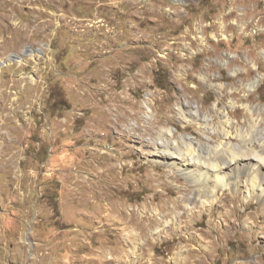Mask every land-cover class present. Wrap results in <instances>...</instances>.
<instances>
[{"label": "rangeland", "instance_id": "1", "mask_svg": "<svg viewBox=\"0 0 264 264\" xmlns=\"http://www.w3.org/2000/svg\"><path fill=\"white\" fill-rule=\"evenodd\" d=\"M224 114L264 127V0H0V264H264L245 174L190 212L155 154Z\"/></svg>", "mask_w": 264, "mask_h": 264}, {"label": "bare ground", "instance_id": "2", "mask_svg": "<svg viewBox=\"0 0 264 264\" xmlns=\"http://www.w3.org/2000/svg\"><path fill=\"white\" fill-rule=\"evenodd\" d=\"M130 81H135L136 83L137 80L131 78ZM130 98H132L131 93L123 91V95L121 96L122 101L128 103L130 102ZM111 106L110 103L108 108L109 112L113 110ZM123 108L126 110V106L123 107L121 105V109ZM114 116L116 117L115 114ZM193 116L194 115L192 114L190 117L195 118L197 122L199 121L200 126L205 127L209 123L205 117L198 118V115ZM187 117L188 116L185 115L186 119H188ZM256 117L249 121V124L245 129H241L234 126L232 121L224 114L222 115L220 126L214 129L216 134L211 136L206 134V137H208L209 140L197 143L186 136H180L175 142H170L169 135L172 134L170 129L161 130L159 132V139H161V142L157 148L158 151L155 154L162 156L168 161V165L171 168L177 170L180 174H183L194 183L192 191L186 196V198H184L185 207L186 209L189 208L187 209L188 211L192 212L194 210L193 204L198 203L199 206H206L207 204L215 202L219 193L218 190H222L220 193L221 195L224 188L230 189L232 186L233 189L239 193V191H241L240 182L243 179L241 174H245L244 176H246V189L243 190L245 192L243 193L244 199L246 200L252 196L258 199H264V148L256 146L255 142L258 135H263L262 130H264V127H261L260 121ZM118 118L119 117H117V119ZM189 120L191 121V119ZM119 124L120 123H118V125ZM230 126L234 129L233 132H235V134H233V136L236 138V142H233L231 136L232 131H228ZM214 141H217V144H214ZM223 204L226 206L224 201L222 202V205ZM146 206L145 208H147ZM117 208H119V206H117ZM178 216L179 215L176 216V214H174L170 219H165V223L170 224L171 222H176ZM124 234L126 236V242L133 244L131 249L128 250V253L133 254L138 250L141 243L139 235L132 231H127Z\"/></svg>", "mask_w": 264, "mask_h": 264}]
</instances>
